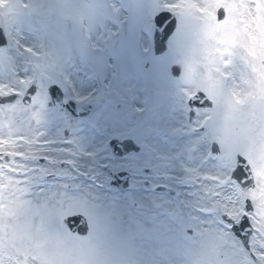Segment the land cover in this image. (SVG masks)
<instances>
[{
  "label": "snow or ice",
  "instance_id": "snow-or-ice-1",
  "mask_svg": "<svg viewBox=\"0 0 264 264\" xmlns=\"http://www.w3.org/2000/svg\"><path fill=\"white\" fill-rule=\"evenodd\" d=\"M0 264H264V0H0Z\"/></svg>",
  "mask_w": 264,
  "mask_h": 264
},
{
  "label": "water",
  "instance_id": "water-1",
  "mask_svg": "<svg viewBox=\"0 0 264 264\" xmlns=\"http://www.w3.org/2000/svg\"><path fill=\"white\" fill-rule=\"evenodd\" d=\"M78 230H81V231H83V229L81 228V229H78Z\"/></svg>",
  "mask_w": 264,
  "mask_h": 264
}]
</instances>
